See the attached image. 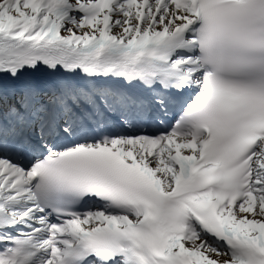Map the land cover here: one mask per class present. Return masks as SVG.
Returning <instances> with one entry per match:
<instances>
[{
	"label": "snow or ice",
	"instance_id": "snow-or-ice-1",
	"mask_svg": "<svg viewBox=\"0 0 264 264\" xmlns=\"http://www.w3.org/2000/svg\"><path fill=\"white\" fill-rule=\"evenodd\" d=\"M0 264H264V0H0Z\"/></svg>",
	"mask_w": 264,
	"mask_h": 264
}]
</instances>
